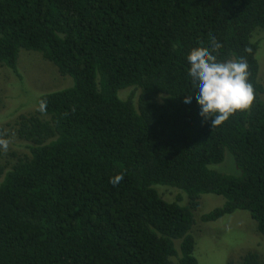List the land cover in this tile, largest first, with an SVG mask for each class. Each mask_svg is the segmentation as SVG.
Here are the masks:
<instances>
[{
	"label": "trees",
	"instance_id": "trees-1",
	"mask_svg": "<svg viewBox=\"0 0 264 264\" xmlns=\"http://www.w3.org/2000/svg\"><path fill=\"white\" fill-rule=\"evenodd\" d=\"M255 29L264 0H0V65L19 75L20 51H33L73 81L15 121L26 153L3 163L0 149V264H197L193 212L209 193L224 203L203 223L242 210L264 236ZM214 43L217 59L247 62L254 100L212 127L184 101L187 54ZM225 151L238 176L209 167ZM156 185L183 194L168 202Z\"/></svg>",
	"mask_w": 264,
	"mask_h": 264
},
{
	"label": "rangeland",
	"instance_id": "rangeland-1",
	"mask_svg": "<svg viewBox=\"0 0 264 264\" xmlns=\"http://www.w3.org/2000/svg\"><path fill=\"white\" fill-rule=\"evenodd\" d=\"M255 40L259 43L256 52L259 68L257 79L263 87L261 98L264 101L263 30L253 31L251 41ZM17 69L19 75L0 65V139L8 141L6 150L0 148L3 163L14 161L17 156L27 152L26 142L19 139L13 129L19 115L34 113L40 95L65 89L73 84L69 76L59 75L56 67L37 52L21 50ZM131 89L122 90L120 97L125 98ZM209 167L219 173L239 175L233 157L228 151H225L221 163ZM155 189L168 202L175 201L176 196L182 193L177 188L163 185H156ZM186 202L187 198L185 202L179 201L181 205H185ZM223 203L224 198L220 195L211 193L200 195L199 206L193 212L195 224L191 230L195 238L193 255L197 264H241L243 256L248 252L257 253L264 261V236L256 231V224L246 211L237 210L207 223L200 220L201 215L220 207ZM175 247L179 252V241H175ZM171 261L178 264L176 257L171 258Z\"/></svg>",
	"mask_w": 264,
	"mask_h": 264
},
{
	"label": "clouds",
	"instance_id": "clouds-1",
	"mask_svg": "<svg viewBox=\"0 0 264 264\" xmlns=\"http://www.w3.org/2000/svg\"><path fill=\"white\" fill-rule=\"evenodd\" d=\"M220 47L214 43L211 51L195 48L187 54L190 65L188 75L195 88V101L191 95L185 98V104L192 108L198 104L199 115L211 121V126L221 125L237 111L247 110L254 100L253 87L248 81V64L243 59L219 60L213 52ZM46 102H41L44 110ZM8 141L0 139V148L6 150ZM123 179L118 173L110 178L114 186Z\"/></svg>",
	"mask_w": 264,
	"mask_h": 264
}]
</instances>
